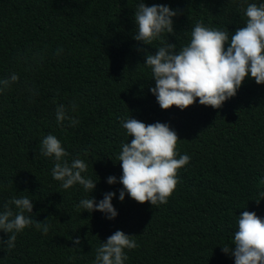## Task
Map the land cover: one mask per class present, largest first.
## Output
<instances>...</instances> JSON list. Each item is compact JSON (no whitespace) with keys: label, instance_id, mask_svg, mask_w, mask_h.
Instances as JSON below:
<instances>
[{"label":"trees","instance_id":"16d2710c","mask_svg":"<svg viewBox=\"0 0 264 264\" xmlns=\"http://www.w3.org/2000/svg\"><path fill=\"white\" fill-rule=\"evenodd\" d=\"M139 2L0 0V79L13 72L19 77L0 93V211L11 197L27 196L33 213L25 214L51 225L47 234L34 226L17 233L11 251L0 243V264H94L95 249L116 230L139 245L125 249V264H234L221 246L231 244L237 216L255 211L264 218V198L253 201L264 192V84L246 78L219 109L197 101L184 110H162L149 91L154 80L145 52L138 50L154 54L160 42L132 38ZM144 3L178 10L174 34L163 37L177 50L198 20L229 32L245 24L242 0ZM73 100L78 108L69 115L79 123L58 125L56 106ZM129 116L169 124L180 138L178 154L191 157L166 204L137 203L127 193L121 202L123 186L106 182L121 175L117 156L132 139L121 121ZM49 133L70 153L67 159L79 154L88 164L82 175L98 179L90 193L80 185L62 189L52 178L54 159L40 154ZM109 191L116 193L115 218L77 209L81 199L99 201ZM7 238L0 230V240Z\"/></svg>","mask_w":264,"mask_h":264},{"label":"clouds","instance_id":"9594fccd","mask_svg":"<svg viewBox=\"0 0 264 264\" xmlns=\"http://www.w3.org/2000/svg\"><path fill=\"white\" fill-rule=\"evenodd\" d=\"M246 4V7H245ZM241 9L245 24L234 32L205 25L196 21L190 31V40L177 50L176 43L163 39L164 34H174L173 17L178 10L166 4L154 3L151 6L144 0L136 5L133 21L136 32L135 41L152 45L159 41L155 53L147 49L144 64L151 69L154 86L149 91L155 96L162 110L172 106L184 110L198 101L200 105L214 109L234 97L246 78H253L257 84H264V2L242 0ZM227 44V47L225 45ZM62 49L57 50V54ZM19 77L12 73L0 79V93L18 82ZM55 102V100H54ZM78 104L75 100L66 106L58 104L55 109L56 123L63 126L69 121V127H75L79 119L69 115L75 112ZM122 128L130 142H124L117 156L121 175L106 178L109 185L120 183L118 199L122 202L125 193L137 203L149 202L151 206L166 204L169 197L180 183L179 170L189 164L188 154H178L177 144L180 138L169 124L155 122L146 124L128 117L121 121ZM40 154L54 159L51 176L60 182L62 189L80 185L90 193L96 187V181L84 175L88 164L79 154L67 159L68 153L61 141L49 133L40 141ZM178 157V158H177ZM115 192L103 194V199L83 198L76 205L78 210L89 213L100 211L106 219H113L117 211L111 203ZM264 198L260 192L255 203L259 205ZM14 206V207H13ZM0 211V230L8 234L7 249L15 247L17 233L34 226L47 234L51 225L33 220L25 213H33L32 200L27 196H13L2 205ZM80 244V238L74 239ZM234 245V247H230ZM221 246L224 254L234 258V264H264V218L255 211H243L237 216L231 244ZM139 245L133 235L116 230L106 241L95 249L94 264H125L127 250H134Z\"/></svg>","mask_w":264,"mask_h":264}]
</instances>
